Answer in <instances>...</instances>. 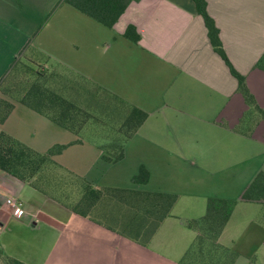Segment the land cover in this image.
Here are the masks:
<instances>
[{"label": "crops", "instance_id": "obj_1", "mask_svg": "<svg viewBox=\"0 0 264 264\" xmlns=\"http://www.w3.org/2000/svg\"><path fill=\"white\" fill-rule=\"evenodd\" d=\"M25 1L44 11L35 24L19 12L14 0H0V78L18 57L24 55L23 59L33 62L41 54L65 68V73L54 67L48 68L50 71L81 76L127 105L142 109L147 117L125 140L124 155L115 162L102 159L100 143L78 137L20 102L13 103L0 130L40 152L55 144H66L54 160L96 185L174 194L176 190L167 187L171 172L183 168L196 177H214L220 174L217 169L202 167L198 162L233 156L236 148L257 149L258 156L264 157V119H256L257 112L238 91L236 78L212 48L203 18L192 0H131L111 28L68 3ZM205 1L228 59L244 76L256 104L264 110V69L256 67L264 52V0ZM129 24L140 36L137 42L123 36ZM249 114H254L251 126L242 130L240 126ZM12 119L17 128L7 125ZM87 151L91 155L85 168L78 167V158L73 160L75 164L64 161L69 154ZM185 162L188 164L184 167L176 166ZM141 164L149 171V179L136 184L131 178ZM259 171L264 173V164L253 170L246 184ZM180 184L199 185L181 179ZM244 186L235 197H208L235 199ZM28 193L39 201L42 199L37 194L52 200L0 171V229L12 216L5 198H17L27 218L47 224L54 233L46 240L53 262L45 260L42 264H191L197 257L189 252L196 239V231L186 226L190 218H181L175 212L180 194H176L170 215L142 244L73 212L81 219L62 220L38 212L27 199ZM240 211L244 244L236 248L232 230ZM262 211L264 203L238 201L234 206L218 237L221 246L236 253L232 264H237V257L242 255L264 258Z\"/></svg>", "mask_w": 264, "mask_h": 264}, {"label": "rangeland", "instance_id": "obj_2", "mask_svg": "<svg viewBox=\"0 0 264 264\" xmlns=\"http://www.w3.org/2000/svg\"><path fill=\"white\" fill-rule=\"evenodd\" d=\"M14 1L17 4L19 12L29 17L33 24L40 21L42 18L41 16L44 15V11H40L34 4L27 3L25 0ZM23 56L14 60L10 68L8 67V71L3 76L1 75L0 101H8L11 103L19 102V98L23 95L28 86L34 80L39 79L44 86L56 91L91 113L93 118L85 123L77 136L89 142L96 141L100 143L99 147L104 154H107L106 157L113 158L116 156L119 151V145L124 139L121 123L127 113L128 107L107 91L98 88L81 76L72 74L59 75L54 71H50L51 69L49 70L48 68L54 67L59 72L62 71L65 73V68L61 64L57 65L51 58L37 54L36 59L31 62L23 59ZM25 56H28L27 53ZM4 109L5 107L0 104V115ZM256 112V119L262 118L260 113L258 111ZM253 117L254 114L246 116L244 123L240 126L242 130L249 129L251 126L249 121L253 120ZM7 125L10 128H17L13 119L10 120ZM256 152H258L257 149H243L239 151L236 148L233 156L220 155L213 157L211 162L207 159L198 162L202 167L212 166L214 170L217 169L220 174H217L218 176L214 174V177L209 175L202 176L201 174V176L196 177L187 173L183 168L171 172L168 175L167 187L170 190H176V194H180L178 204L175 208L176 214L181 216V218L186 217L195 219L204 214L205 202L208 196H214V194H229V196L235 197L240 190L239 188L250 180L253 170L264 164V157L258 156ZM90 155L91 152L88 151L86 153H80V155L69 154L68 158L67 156L64 157V161L66 163L75 164L73 160L78 158L80 160H76L78 167L85 168L87 165L85 162H88ZM86 158L87 161H84ZM187 164L188 163L185 162L176 164V166L184 167ZM63 167V169L53 166L46 167L42 178L38 180L39 184L42 186H45L46 183L50 184L54 187L52 191H55L54 193L61 197V200H75L78 193L72 185V179L66 173V170L69 172L73 171L65 166ZM180 179L186 180L193 185H196V183L199 185L197 187L193 185V187H190L189 184L181 185ZM37 195L41 197V201L29 193L25 196L27 199H31L35 206V210L38 212H48L62 220H69L70 217L81 219L79 216H76L66 208L60 206V203L57 204L52 200H45L41 194ZM8 209L10 211L9 207ZM262 213H264V211H262L261 214ZM236 217V225L232 230V238L235 240L236 248H242L244 236L242 234L243 227L240 224L242 220L241 211L238 212ZM93 218L104 225L110 226L118 233L124 232L126 234L134 233L132 226H134V224L137 225L140 220L138 218L134 219V212L129 210L128 207L113 204L112 201L107 200L98 204L93 212ZM32 222H36V225L33 226ZM132 222L133 225H131ZM146 222L149 224L147 227L149 230L152 226L151 221L148 219ZM87 223H90L94 227L91 222ZM176 225L179 226V224ZM3 226V229H0V250L6 255L27 264H42L45 260H48L50 263L53 262L48 255L50 244L47 243L46 240H49L54 233L50 231L51 229L47 224L38 222L36 219L31 220V218H27L26 216L20 219L11 216ZM179 227H181L183 231H187L183 226ZM188 231H190L188 233L192 235L193 232H191V230ZM191 238L192 237L187 234V239L192 240ZM205 249L209 256L207 257L208 264H221L223 261L227 263L230 258L226 250L220 247H213L211 242H208ZM244 256L246 255L237 257V264H257V262H259V264H264V258L256 259L251 257L246 258ZM198 257L199 256H197L191 264L200 263ZM0 264H3L1 256Z\"/></svg>", "mask_w": 264, "mask_h": 264}, {"label": "trees", "instance_id": "obj_3", "mask_svg": "<svg viewBox=\"0 0 264 264\" xmlns=\"http://www.w3.org/2000/svg\"><path fill=\"white\" fill-rule=\"evenodd\" d=\"M130 1L131 0H58V3H68L80 12L95 19L106 27L111 28L119 16L124 12ZM192 1L194 2L196 12L203 18L212 48L223 59L230 73L236 78L238 91L243 95L250 109L258 111L264 119V110L256 104L254 97L248 90L244 76L234 68L224 51L219 38V30L212 17L207 13L206 1ZM123 36L133 42H137L140 38L135 26L132 24L127 25L123 32ZM256 67L264 69V52L256 62ZM113 96L125 104L128 110L121 123L124 139L119 145L118 153L113 158L106 157L107 154L102 155V159L108 162H115L123 157L125 140L135 133L147 117V113L142 109L129 106L122 99L115 95ZM19 102L75 134H78L85 123L93 118L91 113L56 91L44 86L39 79L34 80L28 86L23 95L19 98ZM0 104L5 107L0 115V123H2L11 111L13 103L1 100ZM66 146V144H55L47 151L40 152L4 130H0V171L8 173L27 183L45 197L60 203L71 212L110 230H113L110 226L104 225L93 218V212L96 207L104 200L112 201L113 204H119L120 206H126L129 210L134 212V219L138 218L140 220L137 225L134 224V226H132L134 233L126 234L120 232L119 234L138 243H146L155 232L160 222L166 216L170 215L171 208L176 201L177 195L174 193L148 191L130 187L96 185L83 176L66 170V173L72 179V185L78 195L75 200H61V197L57 196L54 193L55 191H52L54 187L47 183L45 186H42L39 184L38 180L42 178L46 167L53 166L60 169L64 168L54 160L53 156L59 154ZM148 179L149 171L141 164L137 172L132 176L131 181L136 184H144ZM238 201L264 203V173L262 171H259L252 180L244 186L235 199L208 197L206 199L204 214L186 222L187 227L196 231V239L189 252L199 256L200 263L198 264H208L207 257L209 256L205 249L208 242H211L213 247H220L229 253L228 255L230 258L227 263L223 261L221 264H232L235 260L236 253L229 248L221 246L218 243V237ZM148 219L152 224L149 230L147 229L149 224L146 222ZM131 225H133V222ZM0 256L3 264H27L6 255L1 250Z\"/></svg>", "mask_w": 264, "mask_h": 264}, {"label": "built area", "instance_id": "obj_4", "mask_svg": "<svg viewBox=\"0 0 264 264\" xmlns=\"http://www.w3.org/2000/svg\"><path fill=\"white\" fill-rule=\"evenodd\" d=\"M5 202L10 208L12 217L20 219L26 216V210L20 200L14 197H6Z\"/></svg>", "mask_w": 264, "mask_h": 264}]
</instances>
